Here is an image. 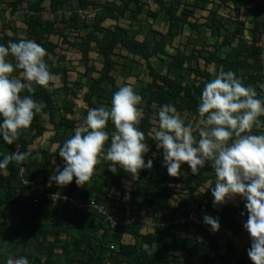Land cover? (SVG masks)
<instances>
[{
	"label": "trees",
	"instance_id": "16d2710c",
	"mask_svg": "<svg viewBox=\"0 0 264 264\" xmlns=\"http://www.w3.org/2000/svg\"><path fill=\"white\" fill-rule=\"evenodd\" d=\"M46 1L53 17L44 14ZM73 1L77 2L76 7L66 11V4ZM151 1L157 5L155 9L149 5V0H0V43L22 38L36 40L51 54V59L47 56L45 59L56 74L48 87L33 85L34 92L26 89L22 93L33 95L46 105L31 125L22 129L11 145L0 138V159L14 151L32 154L24 162L12 161L7 168L0 169V259L1 244L5 238H10L13 241L11 253L15 257L28 256L30 264H196V261L205 264L209 258V243L201 241L200 237L207 236L210 241L221 230L236 231V216L242 205L229 202L223 204L221 210L213 207L210 188L214 187L215 173L210 163L204 166L205 174L200 171L194 174L186 162L181 166V175L168 174L159 159L163 152L157 149L152 136L156 124L153 114L158 112L159 105L173 103L181 115H199L197 105L202 89L214 75L209 69L211 65L217 71L221 67L235 71L264 98L261 57L264 43L259 44L264 34V5L257 3L259 7L253 11L255 14L248 25L240 10L247 9L253 0ZM3 3L12 15L24 12L22 31L26 37H21L19 28L5 19ZM223 5L229 7L228 15L221 12ZM83 9L94 12L92 19L80 13ZM200 10L208 14L200 16ZM234 11L238 12L236 16L231 15ZM161 13L167 17V29L151 25L142 39H137V31L121 23L126 17L134 21L141 17L157 19ZM246 29L249 37L244 34ZM185 30L190 32L183 41L186 48H181L183 42L175 46L174 41L182 37ZM168 45H173L175 52H167ZM66 47L80 53L84 71L78 73V77L71 74ZM121 51L127 53L120 54ZM92 53L98 55L99 65ZM129 56L140 58L151 78L139 89L143 96L139 127L150 145L145 158H153V168L141 169L137 174L118 168L113 173L107 167L111 162L106 160L96 165L93 175L82 186L75 183V178L64 186L50 183L55 158L60 157L59 147L82 123L75 117V100L82 93L86 113L91 107L110 106L113 93L122 84L119 77L124 73L127 74L123 78L139 75L126 60L120 61V57ZM157 59L163 62L162 67ZM19 71L17 69V73ZM84 77L89 79L86 88ZM259 119L264 121V116ZM49 127L54 135L43 142L46 144L33 149L31 145L42 143ZM106 127L111 134L114 124L109 121ZM252 131H264V124L254 126ZM22 167L25 169L21 174ZM186 173L190 177L186 178ZM23 178L28 183H24ZM209 179L213 182L206 186ZM104 186L113 200L100 195ZM40 189L43 193L61 192L86 202L92 196L91 191L96 190L94 201L107 206L108 211L105 214L99 209L81 208L62 199L55 204L42 195ZM192 205L201 213L219 216L220 230L211 233L192 222H171L166 227L155 225L153 231L142 233V216L133 214L137 206L139 210L145 209L152 221H173L188 215ZM108 214L116 220L127 221L113 226L107 220ZM125 234L131 235L134 241L125 242ZM189 234L194 236L191 246H188ZM221 263L232 264L231 259L225 257Z\"/></svg>",
	"mask_w": 264,
	"mask_h": 264
},
{
	"label": "clouds",
	"instance_id": "9594fccd",
	"mask_svg": "<svg viewBox=\"0 0 264 264\" xmlns=\"http://www.w3.org/2000/svg\"><path fill=\"white\" fill-rule=\"evenodd\" d=\"M46 56L51 59L47 49L34 39L0 43V138L9 145L46 107L33 95L22 94L26 89L34 92L33 85L48 87L54 81L56 74ZM142 102L143 96L134 86L123 83L113 93L110 106L89 108L74 134L59 147L63 166H56L49 182L64 186L75 178L82 186L101 160L111 162L107 167L113 173L118 168L133 174L152 169L153 158H145L150 145L139 127ZM197 110L194 127L173 103L158 106L152 136L163 152V164L170 176H179L185 162L194 174L210 163L215 173V185L210 188L213 207L237 197L243 199L241 215L247 216L243 228L250 236L247 254L253 264H264V131H252L264 124L259 119L264 116V98L235 71L221 67L205 83ZM109 121L114 124L111 134L106 127ZM31 155L30 151L8 153L0 159V169L12 161L24 162ZM202 220L212 232L221 228L219 216L204 212ZM8 264H30V260L20 255Z\"/></svg>",
	"mask_w": 264,
	"mask_h": 264
},
{
	"label": "rangeland",
	"instance_id": "374dc122",
	"mask_svg": "<svg viewBox=\"0 0 264 264\" xmlns=\"http://www.w3.org/2000/svg\"><path fill=\"white\" fill-rule=\"evenodd\" d=\"M100 1H104V0H100ZM175 1H178V0H175ZM181 2H187V3H191L193 2V0H179ZM6 4H1V7L4 8V16H5V19L9 22H11V24H14V25H17V27L19 28V33L21 35V37H26V34L22 31L23 28L25 27V22H23V16H24V12L23 11H19L17 12L16 14L12 15L10 13V10L9 9H6L5 10V6ZM45 5L47 6V9L45 10L44 14L47 15V16H54L53 13H51L49 10V1H46L45 2ZM77 5V2L73 1L72 3L70 4H66V6L64 7L66 11L69 12V9L72 7H76ZM149 5L151 7H154V9L157 7V5L155 3H153L151 0H149ZM148 7V6H147ZM222 9V8H221ZM247 9H244V14L247 13ZM222 13L224 14H228L230 13L229 11V7L227 5H223V9L221 11ZM248 12H251V11H248ZM201 15H207V11H200L199 12ZM241 10H240V14H241ZM238 14L237 11H234L233 14L231 15H234L236 16ZM94 15V12L93 11H90V13L87 15L90 19H92ZM243 16V15H242ZM244 17V16H243ZM202 20V18H201ZM1 22V21H0ZM109 22H114L112 20H109ZM121 23H124V24H127V26L130 27L131 30L133 31H137L138 32V38L137 39H142L145 37V35L147 34L148 30H149V26L150 25H153L154 24V27L156 29H166L167 26H168V23H167V20H166V16L163 15L162 13L159 15V17L157 19L155 18H152V17H141L140 20H132L128 17L124 18L123 20H121ZM189 31H184V34L183 36H179L176 38V40L174 41V45L177 46L179 45L180 42H183L187 39V36H189ZM54 39H56V37H54ZM181 48H186V43L183 42V44L181 45ZM69 47H66L65 48V53L66 55L68 56V66L71 70V74L73 77H78L80 72L84 71V65H83V61L81 60V57H80V53L75 50L74 48H70V50H68ZM190 48H187V50H189ZM175 47L173 45H169L166 49L167 52L169 53H173L175 52ZM127 52L126 51H121L120 54H126ZM167 57V55H166ZM92 58L94 60H96V63L99 65V57L96 53H92ZM126 60V63L131 65L133 68H134V71L139 73V75L137 77H134V76H131L129 77L130 75H128V78H123L126 76L127 73H124L122 74L120 77H119V80L121 81V83H131L134 88L140 93L139 89L141 87H143L146 82L148 80H150L151 78L149 76H147L146 74V69H145V63L143 61H141L140 58L138 57H135V58H132V56H129L127 59H125L124 57H120V61H124ZM159 62V66L162 67L163 66V62L161 61V59H157ZM119 69H121V66H118ZM164 68H165V64H164ZM83 82L85 83V88L87 87V84L89 82V79L87 77H84L83 78ZM86 90V89H84ZM81 96H82V93L79 94V98L75 100L76 102V106H75V117L78 118L79 121H82L84 120L85 116H86V112H85V109L87 108V105L83 102V100L81 99ZM69 117H71V115L69 114L68 115ZM182 116L186 119V122H192L194 124V127H195V123L196 121L198 120L199 118V115H194L193 113H186V114H182ZM51 128V127H49ZM47 135V133L45 134ZM44 140V139H43ZM43 144H46V143H35L33 145H31V147L33 149H38L39 148V145H43ZM53 147V145H52ZM159 159L161 161H163V157L162 156H159ZM106 160H101V162H105ZM57 165H60L61 167L63 166V158L62 157H57L55 158V166L53 167V169L55 170L56 166ZM206 170L203 168L200 169V172H202V174H205ZM107 186H104L103 189H107L106 188ZM41 190V189H40ZM42 192V190H41ZM57 193H61V192H57ZM110 194V192H108ZM62 194V193H61ZM66 195V194H65ZM37 196V195H36ZM90 201H93V200H90ZM95 202V201H94ZM111 202V200H110ZM101 206V205H100ZM103 210H105L106 212L108 211V208L107 206H104L102 205L101 206ZM83 208V207H81ZM135 213L134 215L135 216H138L139 213L140 215L142 216V231H147L148 228L150 229H153L152 227V221H151V217L149 216V214L145 211V209H142V210H139L137 206H135ZM148 227V228H147ZM128 240V236H125L124 238V241ZM3 244H1V248L3 249V252H2V257L0 259V264H8V260L9 259H14L16 258L15 255L12 252V249H10V247H12V243L13 241L10 240V238H5L4 241L2 242ZM109 264V263H107Z\"/></svg>",
	"mask_w": 264,
	"mask_h": 264
},
{
	"label": "crops",
	"instance_id": "0c3cea01",
	"mask_svg": "<svg viewBox=\"0 0 264 264\" xmlns=\"http://www.w3.org/2000/svg\"><path fill=\"white\" fill-rule=\"evenodd\" d=\"M258 7H259V5L257 3L250 2L248 4L247 10L251 11V12L247 11L246 14H244V12H243L244 9H246V8L245 7L241 8L242 13L240 15H241V17L243 15L247 19L246 21H247L248 25H249V19L252 17L253 14H255L254 12H255V10L258 9ZM199 15L204 16V15H201L200 13H199ZM224 15H228V14H224ZM166 20H167V17H166ZM201 21H203V19ZM12 25H14V24H12ZM251 25L249 27H251ZM14 26H17V25H14ZM152 26L154 27V24ZM166 29H164V30H166ZM244 34L246 37H249V32L247 31V29L245 30ZM209 69L213 72L214 75L218 72L214 65H211L209 67ZM214 75H213V78H214ZM46 133H47V135H45ZM53 135H54V131L51 128H49L48 130L45 131V133L43 135L44 140L41 142L43 143L45 140L49 139ZM188 177H190V174L186 173V178H188ZM209 181H211V183H212L213 179L207 180L206 186H208L210 184ZM213 185H215V181H214ZM107 190L108 189H102L101 193L99 192L100 195H104V196L107 195L108 199L113 200L112 198H110L111 194H109ZM91 194H92V196H91L90 200L94 201L95 196L97 194V191L92 190ZM230 203H231V205L233 204L235 206L242 205V207L238 211V215L236 216V220H237V226H235L236 231L233 232L232 230L227 228L226 230H221L222 231L221 233H223L221 236L219 235L220 232H218L216 234L213 233L216 236L214 238L211 237L210 241L207 238V236L200 237L201 241L209 243V246L207 248V255L209 258L205 264H222L221 262H222V259L224 257L230 258L232 264H253V261L249 258L248 254H247V248L250 246V236H249V233L243 228V223L247 219V216L241 215V210L244 208V205H243L244 201L240 197H237L235 200L230 201ZM100 205L102 206L104 204H100ZM222 207H223V204L216 206L217 210H221ZM134 213H135V211H133V214ZM108 215L112 216L110 214H108ZM108 215H107V220L109 221ZM113 219H115V218L113 217ZM151 221H152V219H151ZM141 231H142V228H141ZM150 231H153V229L148 228L147 231L146 230L142 231V233H146V232H150ZM125 236H128V240H126L125 242H133L134 241V238L131 235L125 234L123 238H125ZM189 237H191V238L188 240V242H189L188 246H191L192 243L194 242V239L192 238L194 236L189 234ZM194 253L197 256V254H198L197 251H195ZM196 264H201V262L196 261Z\"/></svg>",
	"mask_w": 264,
	"mask_h": 264
},
{
	"label": "built area",
	"instance_id": "2783aa9c",
	"mask_svg": "<svg viewBox=\"0 0 264 264\" xmlns=\"http://www.w3.org/2000/svg\"><path fill=\"white\" fill-rule=\"evenodd\" d=\"M254 2L258 3V4H262L264 5V0H253ZM80 13L83 15V16H86L90 13L89 10L87 9H83V10H80ZM250 42V41H249ZM264 43V34L262 35L261 37V41L259 42L260 45H263ZM262 57V62H263V70H262V76H263V79H264V51L261 55ZM18 150L21 148L20 145H18ZM24 167L21 168V174L24 172ZM22 181L24 183H28V181L23 178ZM42 195H46L48 198L52 199L54 201L55 204L58 203V200L59 199H62L63 202L65 201H71L72 203L78 205L79 207H90V208H93V209H99L101 212L103 213H106L105 210L102 209V207L100 205H98L96 202L94 201H81V200H78L76 198H73V197H69L65 194H61V193H57V192H45L43 193L42 192ZM39 196V194L36 196V200H37V197ZM193 209L192 211L188 214V215H184V216H180L176 219H173V221H152V227H154L155 225H161L163 227H166L168 226L171 222H175V223H178V222H181V223H187V222H192L193 224H199V225H202L204 228H206L208 231L212 232L210 230V226L209 225H206L205 223H203V220H202V216H203V213L199 212V210L197 209V206L196 205H192ZM108 218H109V221L111 222V224L113 226H115L116 224H122L124 222H126L127 220H123V221H119V220H116V219H113L112 216H109L108 215ZM223 233H219V235L221 236Z\"/></svg>",
	"mask_w": 264,
	"mask_h": 264
},
{
	"label": "bare ground",
	"instance_id": "6f19581e",
	"mask_svg": "<svg viewBox=\"0 0 264 264\" xmlns=\"http://www.w3.org/2000/svg\"><path fill=\"white\" fill-rule=\"evenodd\" d=\"M98 204V203H97Z\"/></svg>",
	"mask_w": 264,
	"mask_h": 264
}]
</instances>
